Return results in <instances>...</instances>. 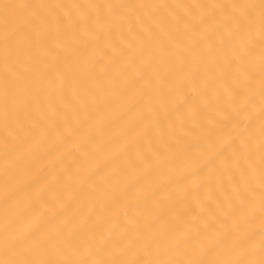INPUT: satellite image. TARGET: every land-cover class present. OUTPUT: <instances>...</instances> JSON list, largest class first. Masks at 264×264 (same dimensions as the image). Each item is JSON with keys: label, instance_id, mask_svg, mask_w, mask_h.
<instances>
[{"label": "bare ground", "instance_id": "6f19581e", "mask_svg": "<svg viewBox=\"0 0 264 264\" xmlns=\"http://www.w3.org/2000/svg\"><path fill=\"white\" fill-rule=\"evenodd\" d=\"M0 264H264V0H0Z\"/></svg>", "mask_w": 264, "mask_h": 264}]
</instances>
